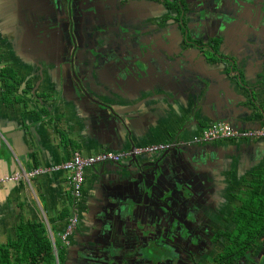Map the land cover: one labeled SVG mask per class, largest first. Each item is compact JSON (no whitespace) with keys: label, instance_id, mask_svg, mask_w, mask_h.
I'll return each mask as SVG.
<instances>
[{"label":"flooded vegetation","instance_id":"1","mask_svg":"<svg viewBox=\"0 0 264 264\" xmlns=\"http://www.w3.org/2000/svg\"><path fill=\"white\" fill-rule=\"evenodd\" d=\"M262 2L17 0L16 4L24 8V19L36 23V54L43 58L47 50L63 55L53 64L62 63L67 68L69 84L77 78L96 82L103 92L129 101L137 84L130 78L129 82H119L120 70L145 62L153 82L162 87L167 84L162 96L171 103L177 102L172 87L182 71L194 74L215 61L226 73L235 66L233 59L226 61L220 54L226 52L229 38L255 42L264 48V36L246 35L255 7L259 9L255 23L264 34ZM95 75L99 82L94 80ZM188 87L181 85L180 89L192 96ZM208 89L204 78L195 88V98L203 100ZM66 93L73 103L75 95ZM210 121L201 128L213 125ZM169 146L165 151L136 158L142 168L133 164L134 168L128 169L130 176L137 177L130 187L141 193L135 200L131 237L124 243L123 252H115L114 234L98 217L108 207L104 204L94 208L87 226L81 209L68 245H60L59 264H264L263 164V169L255 168L244 178L233 170L229 158H220L211 146L205 151L201 150L203 146L184 143ZM179 154L185 157L175 168L170 162L157 163L164 156ZM147 158L157 161L151 163ZM93 236L98 246L88 243Z\"/></svg>","mask_w":264,"mask_h":264},{"label":"crops","instance_id":"2","mask_svg":"<svg viewBox=\"0 0 264 264\" xmlns=\"http://www.w3.org/2000/svg\"><path fill=\"white\" fill-rule=\"evenodd\" d=\"M16 3L17 0H0V51L4 58L1 67H8L14 79L0 91V251L10 252L14 256L12 245L20 235L26 234L29 226L44 225L56 258L62 245L60 235L65 231L66 218L75 210L67 177L63 174L45 175L33 179L31 184L26 181L16 183L10 179L24 170L31 172L60 166L77 153L83 157L130 155L124 159L129 160L126 164L128 166L109 163L105 168L111 166L110 168L116 169L122 165L121 168L129 169L133 164L136 165L135 168H142L136 158L141 159L144 155H132L137 148L181 143L187 145L195 137L201 136L202 130H205L201 128V124L214 121L217 115L214 109L217 90H212L225 87L229 82L226 74L230 70L226 73L225 68L215 64V61L204 64L194 74L182 71L172 87L177 102L168 103L162 96L167 92L163 89L167 84L162 87L160 83L154 84L155 82L151 86L132 88L135 93L129 101L117 98L121 113L128 114L131 121L134 138L127 142L122 127L115 128V137L108 135V130L92 126L83 108L71 103L66 93L68 91L70 94L69 85L65 83L61 90L59 84L63 75L70 78L68 70L62 67V63L53 64L60 61L63 55L50 54L46 50L43 58L36 56V34L33 33V29H37L36 23L24 19V8ZM258 47L260 45L255 42H244L231 37L225 44L226 52L220 54L226 61L233 59L236 62L233 79L237 82L241 78L248 97H251L250 92L254 94L256 105L264 109V48ZM185 54L184 59L188 60L189 57ZM204 78L209 83V90L208 95L201 100L195 98V88L200 86ZM94 80L99 82L96 75ZM188 84L187 91L193 92L192 96L180 89L181 85L185 87ZM211 84L215 85L213 89L210 88ZM247 89H250L249 92ZM43 102L48 103L49 107ZM240 115L244 126L239 131L264 128V115L256 107L244 106ZM210 146L220 158H229L233 170L243 174L244 178L249 177L255 168L264 167V139L220 141L204 145L201 150L205 151ZM184 157L183 154L177 157L164 156L157 163L170 162L175 168ZM148 160L151 163L157 161ZM101 168L102 166L95 167L87 172L84 196L76 205L78 216L81 209L84 211L86 226L94 208L108 202L107 192L95 181V175ZM127 175L130 176L128 173ZM112 177L117 178L115 174ZM130 177V181L118 180L117 187H114L118 188V195L122 194L121 200L126 201L131 208L141 191L139 193L134 186L130 187L137 182V177ZM115 228L117 225L109 231L114 234ZM85 230L87 234L89 231ZM123 240L124 237L116 235L112 242L116 243V247H121ZM88 243L98 246L94 236ZM4 254H1L2 258H8Z\"/></svg>","mask_w":264,"mask_h":264},{"label":"water","instance_id":"3","mask_svg":"<svg viewBox=\"0 0 264 264\" xmlns=\"http://www.w3.org/2000/svg\"><path fill=\"white\" fill-rule=\"evenodd\" d=\"M262 3V12L264 13V0ZM257 10L259 9H257L256 7L252 10L253 20L251 21V23H249V26L247 28V36H264L263 31L259 29L255 23L256 19H258V17H256L255 15ZM259 15V19L261 20V12L259 13ZM120 63L125 65V63H123L122 61ZM136 65L126 66L125 68L120 70V72H122V77L119 79V82H123L121 80H125L124 83L129 82L128 78H130L137 84V86H151V83L153 82L152 73L148 71L149 69L147 67V63L139 62ZM167 74L169 73L167 72ZM226 75V77L229 79V82L225 85L223 89H215V85H210V88H214L212 92L217 90L216 101L214 103V109L216 110L217 115L215 114L216 116L214 118L213 124L228 123L232 125L235 129L242 130L244 123L242 121L243 118L240 114L241 109L244 106H248L250 108L256 107L258 111L263 115L264 109L262 107L259 108L256 105V99L254 97V94L250 92L251 97H248L246 95V88L245 85L241 82V78H238L237 82L235 79H233V76H235L234 66ZM144 77H146V81H144ZM68 81L69 78H66L63 75V78H61L59 83L60 89L63 90L62 86L65 83L69 85L70 94L75 95V99L72 102L78 105L79 108H83V112L87 113L85 115L86 117H89L90 122L94 128L108 130V135H114L115 137V128L122 127L123 135L126 138L127 142H131L133 140L134 137L133 130L131 129V121L128 118V114L123 115L121 113L122 110L117 105L118 100H116L117 97L115 95L108 92H103L96 82H86L81 78H77L75 83L71 85V83L69 84ZM249 90L250 89H247L248 92ZM254 113L256 114V112ZM203 132L204 130H202V133ZM0 133L2 134L1 130ZM101 166V170L95 175V181H98V183L107 192L108 202L106 204L108 205V207L105 210L101 211L98 217L101 218L103 227L107 228V230L111 231L115 227V225L119 226V228L114 233V239H116V235H121V237H124V245L126 240L128 241L131 237L129 228L131 226L132 219L129 217H133L134 206L130 208L129 204L126 201H122V194L118 195L116 193V189L118 188L115 187H117L116 183L118 182V180L121 182H126L130 181L132 178L127 175V168H121L123 167L122 165L119 168H117V166L116 169L114 167L110 168L111 166H108L107 168H105V165ZM195 168L196 167L191 170H195ZM114 174L117 176V178L112 177ZM190 174L192 173H189V175ZM112 244L116 253L121 254L123 252V246L116 247V243L112 242Z\"/></svg>","mask_w":264,"mask_h":264},{"label":"built area","instance_id":"4","mask_svg":"<svg viewBox=\"0 0 264 264\" xmlns=\"http://www.w3.org/2000/svg\"><path fill=\"white\" fill-rule=\"evenodd\" d=\"M2 84V71L0 70V87ZM1 90V89H0ZM264 139V128L260 130L252 131H239L228 123H215L210 128L205 129L201 136L195 137L187 145L189 146H204L214 144L220 141H257ZM170 149L169 145H155L145 148H137L132 152L134 156L141 155H153L162 151ZM130 155H114V154H102L93 157H83L80 154H75L66 163L51 168L36 169L31 172L22 171L16 177L10 179L12 182L26 181L31 184L33 179L52 174H63L67 177L71 196L74 201V212L70 215L66 221L65 231L60 235L62 246H67L70 237L76 231L78 226V212L76 205L82 200L85 192L86 175L87 172L95 167L107 164H119L124 159H127ZM57 264L58 253L56 254Z\"/></svg>","mask_w":264,"mask_h":264},{"label":"trees","instance_id":"5","mask_svg":"<svg viewBox=\"0 0 264 264\" xmlns=\"http://www.w3.org/2000/svg\"><path fill=\"white\" fill-rule=\"evenodd\" d=\"M3 59L0 51V70L2 71L0 89H3L4 85L14 80L11 77L12 72L7 69L8 67L5 69L1 67ZM29 228V231L24 235L21 234L17 242L12 245L15 252L14 256L10 252L0 251V264H57L44 225L29 226ZM2 253L8 255V258H2ZM60 258L61 255L59 254Z\"/></svg>","mask_w":264,"mask_h":264},{"label":"clouds","instance_id":"6","mask_svg":"<svg viewBox=\"0 0 264 264\" xmlns=\"http://www.w3.org/2000/svg\"><path fill=\"white\" fill-rule=\"evenodd\" d=\"M57 261V260H56ZM58 261H59V255H58Z\"/></svg>","mask_w":264,"mask_h":264},{"label":"rangeland","instance_id":"7","mask_svg":"<svg viewBox=\"0 0 264 264\" xmlns=\"http://www.w3.org/2000/svg\"><path fill=\"white\" fill-rule=\"evenodd\" d=\"M145 148V147H144Z\"/></svg>","mask_w":264,"mask_h":264}]
</instances>
